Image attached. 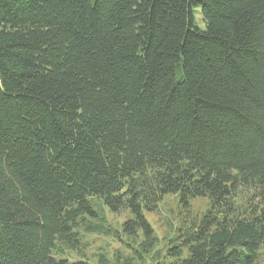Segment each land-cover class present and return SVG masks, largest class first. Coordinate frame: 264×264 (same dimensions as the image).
Instances as JSON below:
<instances>
[{
	"label": "trees",
	"instance_id": "trees-1",
	"mask_svg": "<svg viewBox=\"0 0 264 264\" xmlns=\"http://www.w3.org/2000/svg\"><path fill=\"white\" fill-rule=\"evenodd\" d=\"M169 195L173 264H264V0H0V264L157 257Z\"/></svg>",
	"mask_w": 264,
	"mask_h": 264
},
{
	"label": "rangeland",
	"instance_id": "rangeland-1",
	"mask_svg": "<svg viewBox=\"0 0 264 264\" xmlns=\"http://www.w3.org/2000/svg\"><path fill=\"white\" fill-rule=\"evenodd\" d=\"M236 203L238 206H244L248 201V194L242 191L236 197ZM190 210L186 212V209L178 201V197L175 195H169L164 197L162 202L158 205L154 212L145 213L146 219L152 225L156 236L158 237V245L155 247L157 257H147L143 262L135 261V264H173V259L167 256V249L169 246V240L176 234L178 229L182 226V222L192 219L196 215L203 213L208 207L207 199H196L191 203ZM106 215L112 228L120 229L125 221L130 218L129 212H121L119 214H111L106 209ZM126 243H131L125 237H122ZM88 241V248L85 251L87 258L95 262V257L99 253H106L109 256L116 255L120 252L124 257H134V250L128 247L125 242H121L118 239L115 240L89 235L86 237Z\"/></svg>",
	"mask_w": 264,
	"mask_h": 264
}]
</instances>
